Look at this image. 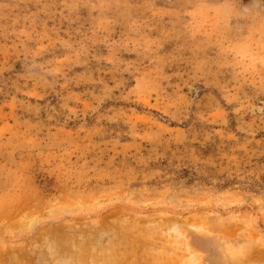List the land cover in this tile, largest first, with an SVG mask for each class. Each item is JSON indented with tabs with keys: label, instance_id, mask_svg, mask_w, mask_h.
Here are the masks:
<instances>
[{
	"label": "rangeland",
	"instance_id": "obj_1",
	"mask_svg": "<svg viewBox=\"0 0 264 264\" xmlns=\"http://www.w3.org/2000/svg\"><path fill=\"white\" fill-rule=\"evenodd\" d=\"M0 264H264V0H0Z\"/></svg>",
	"mask_w": 264,
	"mask_h": 264
}]
</instances>
